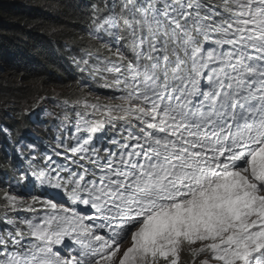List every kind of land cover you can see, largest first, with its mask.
<instances>
[{
  "label": "snow or ice",
  "instance_id": "1",
  "mask_svg": "<svg viewBox=\"0 0 264 264\" xmlns=\"http://www.w3.org/2000/svg\"><path fill=\"white\" fill-rule=\"evenodd\" d=\"M92 9L73 63L112 95L58 101L51 155L21 141L0 264H264V0Z\"/></svg>",
  "mask_w": 264,
  "mask_h": 264
},
{
  "label": "trees",
  "instance_id": "2",
  "mask_svg": "<svg viewBox=\"0 0 264 264\" xmlns=\"http://www.w3.org/2000/svg\"><path fill=\"white\" fill-rule=\"evenodd\" d=\"M88 1L92 0H0V108L5 110L1 119L14 124L27 115L23 106L35 100L45 103L54 95L78 99L81 83L72 54L88 43ZM28 91L34 94L27 96ZM20 96L24 102L18 104ZM56 136L51 129L38 134L53 146ZM5 150L0 147V181L4 170L17 162L14 153ZM16 194H24L23 184Z\"/></svg>",
  "mask_w": 264,
  "mask_h": 264
},
{
  "label": "rangeland",
  "instance_id": "3",
  "mask_svg": "<svg viewBox=\"0 0 264 264\" xmlns=\"http://www.w3.org/2000/svg\"><path fill=\"white\" fill-rule=\"evenodd\" d=\"M7 77H10V76L8 75ZM84 77H85L86 81L89 82V83L99 82L100 84L103 85V82L101 80H99V79L93 80V79H91L87 75V73H84ZM18 80L21 81V77L20 76H19ZM33 87L35 88L34 85H31V88H33ZM55 91H57V90H55ZM30 92L31 91H28L26 93V95L28 96L30 94ZM31 93L34 94V92H31ZM111 95H112L111 93H107V94H104L103 97L105 98V97H109ZM55 96L58 97V95H55ZM83 96H92V93H89L86 89L78 90V96L77 97L78 98H81ZM17 99H19V103L18 104L24 102V98L21 97V96L20 97H17ZM74 100H76V98H73L71 101H74ZM39 101L40 100H37V101L35 100L30 105L23 106V111H25L27 113V115L26 116H22L19 119V121H17L16 123H14L15 124V127H14V129L12 131H11V128H12V125L13 124L10 121H8V120L1 119V115H0V125H1L0 126V129H3L5 127L4 129L7 128V133H9L10 131L13 132V139L14 140L15 139H18V143L17 144H20L21 141H23L24 144H32L33 143V140H36V138L34 136L30 135V131L31 130L35 131V129L33 128V126L30 124L31 123V120H33V118H37L38 120H42L43 118H40L41 115H44L45 116V114H46V112H45L46 106L44 105V102H42V101L39 102ZM39 106L42 107V110H41L40 116L37 117V116L34 115V113H35V111L37 110V108ZM3 112H5V110H3V109L0 108V113H3ZM7 114L11 117V111H8ZM4 121H7V124H4ZM25 122H27V125H25L23 127V125L25 124ZM60 122L61 121L58 119L57 120V126L60 124ZM7 126H9V127H7ZM50 127L53 128V130L57 133V127L55 125L54 126H50ZM17 128H18V130H17ZM4 135H8V134H5V132L0 131V138H3ZM62 135L63 134L61 133V136ZM26 140H28V141L26 142ZM3 143L6 144V150L5 151H11V152H13L12 149L10 148V145L12 144V140H11L10 145H9L8 142H7V136H6L5 139H3ZM14 155H15V153H14ZM15 157H16V155H15ZM18 163H19V161L17 159V162L15 163V165L11 169H7L9 172H11L10 174L8 173V175L10 177H13L15 175V172H16V170L18 168ZM186 256L187 255H185L183 257V259L184 260H189L190 257H188V256L186 257Z\"/></svg>",
  "mask_w": 264,
  "mask_h": 264
},
{
  "label": "bare ground",
  "instance_id": "4",
  "mask_svg": "<svg viewBox=\"0 0 264 264\" xmlns=\"http://www.w3.org/2000/svg\"><path fill=\"white\" fill-rule=\"evenodd\" d=\"M85 33H87V31L85 32ZM88 38V37H87ZM85 46V45H84ZM83 47H79V50H78V53H74V54H72V62H73V57H79V55H80V49H82ZM85 93V92H84ZM47 108V107H46ZM46 108H45V112H46ZM41 110H42V107L41 106H39L38 108H37V110L35 111V113H34V115L35 116H37V117H39L40 116V113H41ZM40 118H43L42 120H38L37 118H33V120H31V125L33 126V128L35 129V131H33V130H31L30 131V135H32V136H34L35 138H36V140H33V143L32 144H34V146H35V149H36V151H35V155L38 157L40 154H42V153H47V154H49V155H51V149H52V147H53V144L51 143V142H53V141H51V140H49V139H40L39 137H38V134L40 133V132H48V131H50V127H49V125H48V119H49V117H48V114H47V112H46V114H45V116L44 115H41V117ZM4 124H7V121H4ZM25 125H27V122H25V124L23 125V127L25 126ZM1 126V125H0ZM3 126V125H2ZM7 127H9V126H7ZM5 128V127H4ZM3 128V129H4ZM7 129V128H6ZM43 135V134H42ZM5 137L7 136V142H8V144L10 145V142H11V140H12V144L10 145V148L12 149V151L15 153V155H16V157H17V159H18V161H19V163H18V168H20V167H22V168H26L27 167V161H26V154H27V152H28V150L25 148L23 151H24V153H25V158H21V156H19L18 154H17V151H16V149L20 146V144H17L18 143V139H13V132H11V133H9L8 135H4ZM5 137L3 138V139H5ZM19 138V137H18ZM28 140H26V142H27ZM55 141H56V139H55ZM2 143H3V140L1 141ZM55 159V158H54ZM17 168V169H18ZM7 171V172H6ZM8 173L10 174L11 172H9L7 169H5L4 170V173H3V177H2V179H1V183H2V185H1V188H5V187H7V182H12L13 184H14V182H15V178L16 177H18L19 176V171H17L16 170V172H15V175L13 176V177H10L9 175H8ZM44 191H46V192H51L52 190L51 189H41V188H39V186H37L36 187V190L35 191H33V193L32 194H40L41 192H44ZM187 257V256H186Z\"/></svg>",
  "mask_w": 264,
  "mask_h": 264
},
{
  "label": "clouds",
  "instance_id": "5",
  "mask_svg": "<svg viewBox=\"0 0 264 264\" xmlns=\"http://www.w3.org/2000/svg\"><path fill=\"white\" fill-rule=\"evenodd\" d=\"M87 21V20H86ZM55 96V95H54ZM13 124V123H12ZM13 128H14V124L12 125V128H11V131L13 130ZM5 137V136H4ZM3 137V138H4ZM0 147L1 148H6V144H4V143H2V142H0Z\"/></svg>",
  "mask_w": 264,
  "mask_h": 264
}]
</instances>
